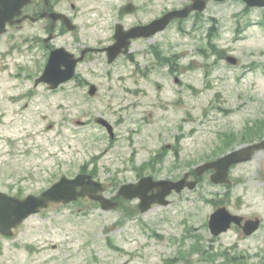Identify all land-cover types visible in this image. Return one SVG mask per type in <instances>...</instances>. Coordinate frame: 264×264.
Wrapping results in <instances>:
<instances>
[{
  "label": "rangeland",
  "instance_id": "rangeland-1",
  "mask_svg": "<svg viewBox=\"0 0 264 264\" xmlns=\"http://www.w3.org/2000/svg\"><path fill=\"white\" fill-rule=\"evenodd\" d=\"M157 39L108 65L90 57L54 90L34 85L40 53L22 46L0 59V188L38 194L83 171L112 197L141 176L177 180L264 138V7L211 0ZM229 174V184L214 185L207 172L145 213L138 199L120 198L111 210L88 198L50 204L0 236V264H225L221 252L243 256L234 264H264V150ZM218 204L258 215L259 230L212 236L207 221Z\"/></svg>",
  "mask_w": 264,
  "mask_h": 264
},
{
  "label": "flooded vegetation",
  "instance_id": "flooded-vegetation-1",
  "mask_svg": "<svg viewBox=\"0 0 264 264\" xmlns=\"http://www.w3.org/2000/svg\"><path fill=\"white\" fill-rule=\"evenodd\" d=\"M191 2L192 0H0V59H6L9 52L22 46L33 54L40 53L44 62L35 79L42 75L52 50L60 48L75 58L83 56L78 64L86 62L90 57H101L108 65V46L118 40L125 43L128 41L129 56L136 43L158 45V34L167 31L173 23L185 19H172L164 30L148 37H130L128 32L135 27H147L170 11L182 9ZM67 34L72 36L68 44L65 43L69 39ZM59 40L64 45L57 44ZM121 56L123 55L115 60ZM27 61L31 62V59ZM24 75H31L28 66ZM3 188L5 189L0 191L16 197L23 196L12 193L10 184ZM223 205L218 204L216 207ZM231 228L241 232L236 226L232 225ZM0 236L3 237L1 234Z\"/></svg>",
  "mask_w": 264,
  "mask_h": 264
},
{
  "label": "water",
  "instance_id": "water-1",
  "mask_svg": "<svg viewBox=\"0 0 264 264\" xmlns=\"http://www.w3.org/2000/svg\"><path fill=\"white\" fill-rule=\"evenodd\" d=\"M244 1L248 7L264 6V0ZM204 8L205 0H195L189 8L165 15L160 21L155 23V25H160L157 26V28L153 29L154 24H152L146 28L136 29V33L132 34V36H148L157 30L163 29L173 17H186L190 10L197 9L198 11H202ZM122 47L127 48V44L118 41L109 46L108 61H112L121 52ZM82 59L83 56L74 58L73 55L68 54V52L62 48L52 50L43 74L35 80V83L45 82L49 85V88H56L61 83L73 77L76 63ZM227 61L235 63L236 59L228 56ZM95 90V86L91 85L89 94H94ZM98 121L106 125L111 132V126L105 120L99 118ZM260 149H264V139L230 151L214 161L203 163L195 168V173L201 175L206 170L213 169L214 172L210 176L211 181L213 183L226 182L228 181V169L231 165L249 160L252 155ZM188 175V173H185L184 177L177 181H154L151 176L142 177L136 183L123 184L118 193L128 199L134 197L140 198L138 206L141 211H146L153 203L166 204L167 200L165 197L173 189L175 191H180L185 186L192 189L197 181H186ZM78 187L80 188L78 189ZM103 189L102 184L93 180L90 175L78 174L74 178L62 176L59 181L44 190L40 195H29L23 200L5 197L3 194H0V231L9 234L10 232H8V230L11 227L20 223L28 215L36 213L41 207H47L50 201L67 203L77 199L79 196H89L91 199L98 200L102 208H113L117 204L116 202L98 194V192ZM154 189L157 191L154 192ZM149 191L152 192L149 193ZM240 220V217L229 214L225 208H219L211 215L209 227L213 234H219L221 231H225L228 228L231 221L240 224ZM258 226V219L247 220L243 226L244 234L250 235L258 229Z\"/></svg>",
  "mask_w": 264,
  "mask_h": 264
}]
</instances>
